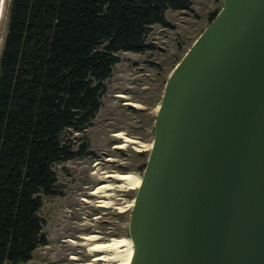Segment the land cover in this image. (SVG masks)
I'll list each match as a JSON object with an SVG mask.
<instances>
[{
    "label": "water",
    "instance_id": "obj_1",
    "mask_svg": "<svg viewBox=\"0 0 264 264\" xmlns=\"http://www.w3.org/2000/svg\"><path fill=\"white\" fill-rule=\"evenodd\" d=\"M222 3L167 80L129 264H264V0Z\"/></svg>",
    "mask_w": 264,
    "mask_h": 264
},
{
    "label": "trees",
    "instance_id": "obj_2",
    "mask_svg": "<svg viewBox=\"0 0 264 264\" xmlns=\"http://www.w3.org/2000/svg\"><path fill=\"white\" fill-rule=\"evenodd\" d=\"M190 6L10 0L0 54V264H27L45 244L42 196L60 194L55 165L87 154L74 133L85 132L99 112L117 53L151 49L152 26L168 27V9Z\"/></svg>",
    "mask_w": 264,
    "mask_h": 264
},
{
    "label": "rangeland",
    "instance_id": "obj_3",
    "mask_svg": "<svg viewBox=\"0 0 264 264\" xmlns=\"http://www.w3.org/2000/svg\"><path fill=\"white\" fill-rule=\"evenodd\" d=\"M190 1L188 10L166 11L168 27L152 26L147 36L151 49L142 53H117L119 62L104 82L99 112L85 132L74 133V137H78L76 147L87 143V154L55 165L60 194L42 196L39 215L44 220L46 242L32 253L27 264H91L93 255L87 251L80 235L97 234L103 241L129 235L132 210L129 204L137 189L117 188L108 197H97L88 192L105 180L102 177L106 172L134 171L142 176L150 150L117 149L114 145L120 140L111 134L122 130L140 141L152 143L156 114L171 72L209 24L210 14L223 5L222 0ZM9 2H5L0 26V54ZM100 199H109L110 206H96ZM117 206L123 207L124 211L116 209ZM72 255L75 259H71Z\"/></svg>",
    "mask_w": 264,
    "mask_h": 264
},
{
    "label": "bare ground",
    "instance_id": "obj_4",
    "mask_svg": "<svg viewBox=\"0 0 264 264\" xmlns=\"http://www.w3.org/2000/svg\"><path fill=\"white\" fill-rule=\"evenodd\" d=\"M6 0H3L1 12H0V26L3 21L4 8ZM120 96H124L121 94ZM132 106H137L135 103H131ZM116 139L120 140L117 145H114L117 149H124L131 147L135 151L142 152L150 150L152 143H146L140 141L135 137L127 135L124 131L118 130L111 134ZM105 180L94 186L88 193L97 197H108L114 190H136L141 184V175L134 171L126 172H106L103 174ZM113 181L114 183L110 182ZM88 200V199H86ZM134 200L129 204L133 206ZM111 201L109 199L97 200L96 206L106 208L110 206ZM119 211H124L123 207H115ZM80 238L84 239L83 242L86 245L87 251L92 254L91 263L105 262L109 264H129L133 256V242L129 235L112 237L106 241L101 240V236L97 234H83ZM69 242L74 243V240L68 239ZM71 259H75L72 255Z\"/></svg>",
    "mask_w": 264,
    "mask_h": 264
},
{
    "label": "flooded vegetation",
    "instance_id": "obj_5",
    "mask_svg": "<svg viewBox=\"0 0 264 264\" xmlns=\"http://www.w3.org/2000/svg\"><path fill=\"white\" fill-rule=\"evenodd\" d=\"M91 263V262H90ZM92 264V263H91Z\"/></svg>",
    "mask_w": 264,
    "mask_h": 264
}]
</instances>
